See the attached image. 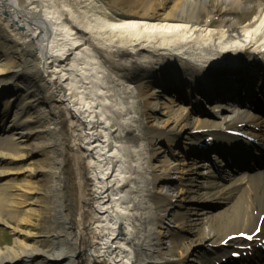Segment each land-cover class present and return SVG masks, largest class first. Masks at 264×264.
Returning <instances> with one entry per match:
<instances>
[{"label":"bare ground","instance_id":"6f19581e","mask_svg":"<svg viewBox=\"0 0 264 264\" xmlns=\"http://www.w3.org/2000/svg\"><path fill=\"white\" fill-rule=\"evenodd\" d=\"M263 46L264 0H0V84L17 90L0 107V264L198 263L255 222L264 171L220 185L183 152L192 130L253 116L189 103L218 84L205 71Z\"/></svg>","mask_w":264,"mask_h":264},{"label":"rangeland","instance_id":"374dc122","mask_svg":"<svg viewBox=\"0 0 264 264\" xmlns=\"http://www.w3.org/2000/svg\"><path fill=\"white\" fill-rule=\"evenodd\" d=\"M103 2H108V0H101ZM247 12H243V13H240V15L236 14V15H233V16H236L235 20L238 22V23H241L242 20L239 18V16H244L246 15ZM249 16V14L247 15ZM234 20V19H233ZM241 20V21H240ZM18 178L20 177L19 179L22 180L23 179V176L22 175H17V176H12V178ZM16 178V179H17ZM34 197L32 196L31 197V200H33ZM33 229H37L38 228V225L35 224V226H32ZM11 239H12V233L10 231V229L8 227H5V226H0V247L1 246H4L5 244H9L11 242ZM177 241H178V244H180V237L177 238ZM35 261H32V262H29V264H34Z\"/></svg>","mask_w":264,"mask_h":264},{"label":"snow or ice","instance_id":"6c2138e0","mask_svg":"<svg viewBox=\"0 0 264 264\" xmlns=\"http://www.w3.org/2000/svg\"><path fill=\"white\" fill-rule=\"evenodd\" d=\"M241 235H243V233H241ZM250 238V237H249Z\"/></svg>","mask_w":264,"mask_h":264}]
</instances>
